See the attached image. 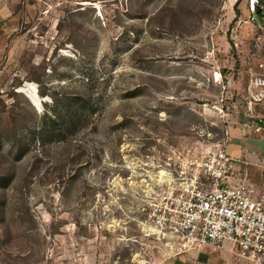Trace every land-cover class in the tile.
Wrapping results in <instances>:
<instances>
[{"label":"rangeland","instance_id":"rangeland-1","mask_svg":"<svg viewBox=\"0 0 264 264\" xmlns=\"http://www.w3.org/2000/svg\"><path fill=\"white\" fill-rule=\"evenodd\" d=\"M247 17L246 0H0V264L181 254L149 203L251 124L262 55ZM78 94L95 114L53 134ZM53 109L61 122L46 127ZM208 250L252 264L230 243Z\"/></svg>","mask_w":264,"mask_h":264},{"label":"built area","instance_id":"built-area-1","mask_svg":"<svg viewBox=\"0 0 264 264\" xmlns=\"http://www.w3.org/2000/svg\"><path fill=\"white\" fill-rule=\"evenodd\" d=\"M246 7V23L259 31L255 48L262 56L250 69L244 109L252 122L258 121L256 131H260L264 117L257 115V108L264 105V0H246ZM228 142L203 158L197 175L170 185L152 199L149 222L176 235L182 253L203 247L217 252L230 243L239 258L264 264V156L262 191L257 192L237 170L226 150Z\"/></svg>","mask_w":264,"mask_h":264},{"label":"crops","instance_id":"crops-1","mask_svg":"<svg viewBox=\"0 0 264 264\" xmlns=\"http://www.w3.org/2000/svg\"><path fill=\"white\" fill-rule=\"evenodd\" d=\"M264 117V114H258ZM258 121L251 122V126L244 125L241 131L233 133L226 150L236 163V168L245 175V182L254 186L257 192H261L262 171L261 160L264 156V121L260 131H256ZM242 177V176H241ZM236 183V180H230ZM203 247L198 250H191L179 254L170 264H230L229 261L222 262L221 259L231 257L227 251L214 254ZM224 260V259H222Z\"/></svg>","mask_w":264,"mask_h":264},{"label":"trees","instance_id":"trees-1","mask_svg":"<svg viewBox=\"0 0 264 264\" xmlns=\"http://www.w3.org/2000/svg\"><path fill=\"white\" fill-rule=\"evenodd\" d=\"M59 101L60 100L54 99L56 108H59ZM66 103L68 104V109L66 111L67 116L64 128H61L60 130L53 128L58 122H61V115L57 113V109L49 110V114L44 115L46 127H52L53 134L58 132L59 135H64L68 132V130L75 129L78 125V122L81 121L82 118L87 117L90 114H95L96 112L93 110L91 101L87 100L80 94L68 99Z\"/></svg>","mask_w":264,"mask_h":264},{"label":"bare ground","instance_id":"bare-ground-1","mask_svg":"<svg viewBox=\"0 0 264 264\" xmlns=\"http://www.w3.org/2000/svg\"><path fill=\"white\" fill-rule=\"evenodd\" d=\"M164 174V173H163ZM165 175V174H164ZM166 176V175H165ZM162 178H164V177H162ZM165 178H167V177H165Z\"/></svg>","mask_w":264,"mask_h":264}]
</instances>
